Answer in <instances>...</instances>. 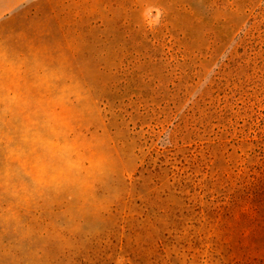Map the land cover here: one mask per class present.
<instances>
[{"label":"rangeland","instance_id":"374dc122","mask_svg":"<svg viewBox=\"0 0 264 264\" xmlns=\"http://www.w3.org/2000/svg\"><path fill=\"white\" fill-rule=\"evenodd\" d=\"M0 52L77 164L0 196V264H264V0H0Z\"/></svg>","mask_w":264,"mask_h":264},{"label":"clouds","instance_id":"9594fccd","mask_svg":"<svg viewBox=\"0 0 264 264\" xmlns=\"http://www.w3.org/2000/svg\"><path fill=\"white\" fill-rule=\"evenodd\" d=\"M19 74V66L6 61L5 54L0 52V196L25 199L42 184L53 158L67 169H74L77 164L64 155L69 146L51 151L32 130L25 114L29 101L17 83ZM38 141L45 154H36L34 145Z\"/></svg>","mask_w":264,"mask_h":264}]
</instances>
